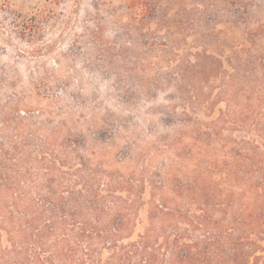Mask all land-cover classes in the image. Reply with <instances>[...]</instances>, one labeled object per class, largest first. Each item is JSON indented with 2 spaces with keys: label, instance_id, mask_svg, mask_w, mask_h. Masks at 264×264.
I'll use <instances>...</instances> for the list:
<instances>
[{
  "label": "trees",
  "instance_id": "1",
  "mask_svg": "<svg viewBox=\"0 0 264 264\" xmlns=\"http://www.w3.org/2000/svg\"><path fill=\"white\" fill-rule=\"evenodd\" d=\"M121 1L137 57L107 89L116 112L41 90L0 104V264H264V96L172 60L147 42L153 1ZM147 46L181 65H147Z\"/></svg>",
  "mask_w": 264,
  "mask_h": 264
},
{
  "label": "rangeland",
  "instance_id": "2",
  "mask_svg": "<svg viewBox=\"0 0 264 264\" xmlns=\"http://www.w3.org/2000/svg\"><path fill=\"white\" fill-rule=\"evenodd\" d=\"M152 1L148 44H167L172 60L184 56L192 66L239 70L253 93L264 96V0ZM114 7L126 13L121 0H0V104L19 100L29 110L41 90L64 97L67 107L77 103L73 97H98L116 112L124 93L112 91L109 103L107 89L120 80L115 74L125 77L137 50L121 45L118 26L131 16H113ZM168 25L173 44L165 41ZM148 49L142 52L147 65L157 62L166 73L181 65L163 64L167 54Z\"/></svg>",
  "mask_w": 264,
  "mask_h": 264
}]
</instances>
